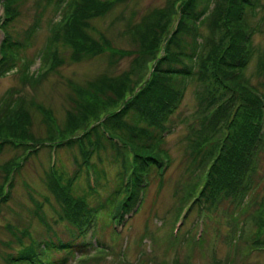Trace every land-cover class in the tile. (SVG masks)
I'll list each match as a JSON object with an SVG mask.
<instances>
[{
    "label": "rangeland",
    "instance_id": "rangeland-1",
    "mask_svg": "<svg viewBox=\"0 0 264 264\" xmlns=\"http://www.w3.org/2000/svg\"><path fill=\"white\" fill-rule=\"evenodd\" d=\"M48 1L22 0L19 3V11L10 30L14 36L25 38L30 46L22 50L17 67L0 78V103L7 91L11 93L6 111L15 98L33 101L35 105L30 108L32 121L27 130L22 131V138L52 136L62 145L61 140L67 136L80 138L82 127H90L96 118H102L107 111L113 110V106L97 108L96 111L93 109L96 105L93 100L101 98L105 101L106 97L112 96L109 90L101 96L99 88L94 91L92 86L99 79H102V83L104 80L118 83L128 74L130 82L136 84L131 96L138 91L157 59L155 56L160 55L156 49L163 45L159 44L158 39L141 41L129 27L139 24L152 11L160 10L163 13L165 9L169 10V4L174 0H109L112 1L110 10L92 18L90 33L96 39L104 37L109 40L110 46L117 51L103 50L98 55L77 59L71 56L70 48L59 43L53 47L58 49L57 54H52L53 57L60 54L64 61L50 72L46 71L49 64L43 68L44 48L49 38L57 40L62 35L60 31L52 33L50 28L55 22H60L58 28L61 27L72 17V13L66 15V8H63L68 0L63 1L62 9L58 12L55 11V0ZM260 4L247 16L250 26L256 28L253 35L256 52L245 70V78L264 92V0H260ZM4 11L0 3V22L5 17ZM177 18V15L171 17V25ZM173 28L171 26L170 30ZM202 31H206V28H202ZM29 32L32 33L31 38L27 39ZM160 40L163 41L162 33ZM25 60H33L30 74H40L36 83L23 77ZM58 61L53 59L51 63ZM185 84L183 102L171 117L169 125L172 128L164 133L160 147L169 155L168 159H164V164L169 165L163 177H151L140 208L137 207L139 210L127 214L125 220L112 219L107 208L102 210L95 224L96 231L94 227L90 229L84 241L95 243L96 236L105 242L106 248L97 250L89 246L87 251H76L69 256L66 264H176L177 260L181 264H264V247L251 249L245 241L255 230L252 218L259 206L257 202L264 196V149L259 157V185L244 198V206L251 204L250 207L238 213L228 201V204L200 211V205L193 204L206 180L210 146H217L225 132L222 126L210 130L207 125L210 112L206 100H203V106L197 96V90L203 87L201 82L192 79ZM117 89L119 96L124 94L121 88ZM126 97L127 93L119 99V104ZM80 106L86 107L84 115L87 121L78 123L75 120L73 125H68L69 113L73 112L75 118L83 115ZM46 113L50 114V118L46 119ZM22 114L20 109L17 115ZM8 117L9 121L13 118L9 114ZM16 124L20 128L21 125ZM210 132L219 133L209 141ZM114 142L116 147L106 142V148L91 158V162H97L106 176L98 182L99 174L93 168L82 170L80 177L73 182L71 190L74 195L83 197L89 194L91 197L88 201L98 204L115 189L121 164L117 147L121 144L118 140ZM120 149L123 151V166L125 150L123 147ZM24 150L23 147L6 146L0 152V195L9 197L0 210V264H6L8 255L17 254L20 249L14 231L23 232L26 228L37 241L47 237H71L72 230L66 221L60 219L59 204L49 187V178L50 174L53 175L54 167L67 182L82 161L80 148L58 146L52 150V146H44L25 159L18 169L10 165L9 162L16 155L24 152L26 158ZM18 161L22 162L20 159ZM240 231L243 234L239 240L237 235ZM29 240L28 236L24 237L26 243ZM85 252L87 255L84 257ZM64 253L49 251L48 257L60 259Z\"/></svg>",
    "mask_w": 264,
    "mask_h": 264
},
{
    "label": "trees",
    "instance_id": "trees-1",
    "mask_svg": "<svg viewBox=\"0 0 264 264\" xmlns=\"http://www.w3.org/2000/svg\"><path fill=\"white\" fill-rule=\"evenodd\" d=\"M21 1L0 0L5 10V17L0 22V33L3 34L0 41V78L17 67L22 50L30 46V42L22 39L20 35L14 36L10 30ZM63 1L55 0L56 12L62 9ZM48 2L50 3V0ZM111 5L112 1L109 0L66 1L63 8H66V15L72 13V17L59 28L60 22L52 23L51 32L60 31L62 35L60 39L49 38L47 41L42 55L43 68L49 64L46 71L50 72L62 65L64 58L60 54L56 55L58 49H53L59 43L70 48L71 56L78 57L77 59L98 55L103 50L116 52L117 50L110 46L109 40L104 37L96 39L90 33L92 18L107 13ZM260 5V0H174L169 4V10L165 9L163 13L155 10L145 15L139 24L132 25L129 29L135 32L141 41L158 39L159 44L163 45L162 48L156 49L160 55L155 56L157 59L150 68L148 77L143 80L142 85L138 83L141 87L132 96L131 92L136 84L130 82L128 74L118 83L110 80H104L102 83V79H99L92 86L94 91L99 88L101 96L109 90L112 96L106 97L105 101L101 98L93 100L96 102L93 109L96 111L97 108L113 106V110L107 111L102 118H96L90 127H80V138L67 136L65 140H61L62 145L52 136L32 138L29 135L32 139H23L22 131L27 130L32 121L30 108L35 104L19 97L13 99L15 102L9 104V110L6 111L11 93L7 91L0 103V152L9 146L23 147L27 153L26 158L24 152L16 155V158L9 162L10 165H15L18 169L25 159L44 146H52V150H56L58 146H78L82 161L67 182H64L54 167L53 175L50 174L49 178V187L59 204L60 219L66 221L72 230L71 237H47L37 241L26 228L23 232L14 231L20 249L17 254L8 255L6 264H66L71 254L87 251L89 246L104 250L105 242L94 236V233L95 243L84 241L87 233L93 227L96 231L95 224L99 213L105 208L112 219L125 220L127 214L139 207L145 189L151 183V177H163L169 165L164 164V159L169 157L168 153L160 148L164 133L172 128L169 125L171 117L183 102L185 82L192 79H198L203 86L197 90V96L203 106V100H206L210 112L207 120L209 129L222 126L225 132L217 146H210V165L206 171V180L193 205H200V211H204L206 208L228 204L229 201L238 213L251 206H244L243 203L244 198L259 185V157L264 149V92L257 86H252L245 78V70L256 52L253 42L256 28L250 26L247 16ZM75 11L78 13H74ZM176 15L178 18L171 25V17ZM171 26L174 27L172 30ZM202 28H206V31L203 32ZM167 30L170 32L164 35ZM161 33L163 41L160 40ZM31 34L29 32L27 39L31 38ZM52 53H56V57H53ZM53 59L59 61L52 64ZM32 63L33 60H25L22 73L24 79L36 83L40 74L29 73ZM117 88H121L122 93H127L122 104H119V99L123 98L124 94L119 96ZM19 108L22 109V115H17ZM80 108L83 115L76 113L78 116L75 118L73 112L69 113L68 125H73L75 120H78V123L87 121L84 115L86 107ZM8 114L13 116L10 121ZM45 117L50 118V114L46 113ZM15 123L20 124V128H17ZM217 133L219 132H210L209 141ZM115 140L121 144L117 147L121 164L115 189L105 201L98 204L88 201L91 197L89 194L83 197L74 195L71 190L73 182L76 177H80L82 170L89 171L93 168L99 174L98 182L106 176L97 162H91V158L106 148V142L116 147ZM119 147L125 150L123 166V151ZM17 159L22 162L17 163ZM10 184L11 181L8 183V189ZM8 200L9 197L0 195V210L2 204ZM257 203L259 206L252 218L255 230L252 236L245 238L251 249L264 247V196ZM241 233L242 231L237 235L239 240L243 234ZM25 236L30 238L29 243L24 241ZM49 251L65 253L60 259H56L53 256L48 257ZM83 255L85 257L87 252ZM176 264L181 262L177 260Z\"/></svg>",
    "mask_w": 264,
    "mask_h": 264
}]
</instances>
